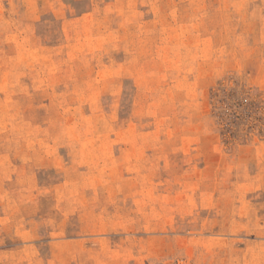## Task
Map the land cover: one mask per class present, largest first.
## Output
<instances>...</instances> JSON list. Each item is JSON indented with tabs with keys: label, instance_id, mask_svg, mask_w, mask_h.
Segmentation results:
<instances>
[{
	"label": "rangeland",
	"instance_id": "1",
	"mask_svg": "<svg viewBox=\"0 0 264 264\" xmlns=\"http://www.w3.org/2000/svg\"><path fill=\"white\" fill-rule=\"evenodd\" d=\"M0 264H264V0H0Z\"/></svg>",
	"mask_w": 264,
	"mask_h": 264
}]
</instances>
